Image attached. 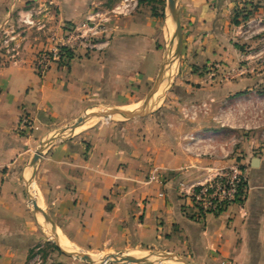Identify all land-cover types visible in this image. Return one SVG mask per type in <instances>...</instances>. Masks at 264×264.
I'll return each mask as SVG.
<instances>
[{"label": "crops", "instance_id": "obj_1", "mask_svg": "<svg viewBox=\"0 0 264 264\" xmlns=\"http://www.w3.org/2000/svg\"><path fill=\"white\" fill-rule=\"evenodd\" d=\"M118 2L0 0V27L32 3L49 17L45 35L32 38L14 61L0 52V264H26L40 239L25 182L41 141L82 116L89 101L128 108L141 93L139 83L154 79L165 18L141 3L128 17L101 23ZM250 8L264 18V0H178L169 43L177 34L188 86L176 82L172 99L153 114L100 124L43 152L34 197L73 253L136 252L143 258L158 252L187 264H264V65L244 67L241 78L221 84L218 72L204 71L208 65L232 69L240 61L233 21ZM90 15L107 27V48L75 54L65 68L38 76L34 53L52 39L48 34L58 39ZM252 58L249 53L246 65L253 66ZM190 135L198 139L192 146ZM234 165L246 172L241 198L217 214L200 212L180 191V184ZM63 258V264H77Z\"/></svg>", "mask_w": 264, "mask_h": 264}, {"label": "rangeland", "instance_id": "obj_2", "mask_svg": "<svg viewBox=\"0 0 264 264\" xmlns=\"http://www.w3.org/2000/svg\"><path fill=\"white\" fill-rule=\"evenodd\" d=\"M121 1V0H120ZM167 2L168 0H163V5L162 6H158L157 5V10L163 11L166 10L167 14ZM119 3V2H118ZM117 3V4H118ZM36 4H30L27 7H25L23 10H27L30 9L31 7H35ZM37 7V6H36ZM243 10V9H242ZM247 10V9H246ZM250 16L248 17V20L246 19L245 21H241V15L243 11H238L240 16L238 17L240 19V24L235 27L237 28L236 32L234 31V39L236 41V45L238 46V50L240 51V61L237 63V65L234 68H222V66H218V65H208L207 68L204 70L205 73H210V75L212 73L218 72V80L217 82L221 84V82H225V81H231V80H225V77L227 76L228 73H230L231 71H240L243 74V69L244 67L248 68H252L253 70L256 68H258V65H264V31L258 32L256 33V29H250L247 33L246 30V24H260L261 26L264 27V18H256L254 17L253 11L254 8H250ZM42 11V10H41ZM247 13V12H246ZM249 14V13H248ZM43 16V17H42ZM45 14H39L36 18V21L39 22L41 25H45L47 20H49V17L47 16V18L44 17ZM50 16V14H49ZM112 15H107L104 16L102 19H107L104 22V25L108 26V24H110L113 20V16ZM166 15L163 16V18L161 20H164ZM128 17V16H125ZM111 18V19H110ZM116 18H124L122 16L116 17ZM47 19V20H46ZM160 19V18H159ZM43 22V23H42ZM100 22V18L96 19L95 21H93V23L90 24V27H93V25L95 23H97L99 25V31L98 33L89 38V44L95 46V48L91 49L90 47L84 45V44H75V46L71 45V43L69 45H67L65 42L61 41V39H64L66 36H68L69 34H71V32L75 29V27H65L62 33V35L58 38V39H49V38H54L51 35L47 36V38L49 39V41L43 46L41 47L40 50H36L34 53V59L32 62V67L35 70L36 64L39 61L40 57L42 55H50V57H52V51L53 49H57V60H51V64L50 67L48 68V70L52 67H62L65 68L69 61L72 59V57L75 54H86L89 52H95V53H100L102 51H104L107 47V43L109 42V40L111 39V35L109 34V31H107V27H102L100 26V24L98 23ZM85 23V21L83 22ZM172 21L170 20L169 24H168V36H169V29L171 27ZM251 25V26H252ZM48 28H43L41 29H37L35 27L32 28H25V34L23 35V40L20 42L18 48L15 50V54L16 56L20 54V52L22 51V48L34 37H38L40 34L42 33H46ZM244 33V35H243ZM45 35V34H42ZM157 44H156V55H155V60H154V79H149L148 81H146V77H145V82H140V91L141 93L139 94H135L133 95L132 99L134 104H130L128 106V108H126L127 110L133 111L132 109H134V105L135 103H138L140 100H142L147 94L148 92L155 86L156 88V97H159L157 103L155 104L154 110L152 111L153 114L154 112H157L158 110H160L163 105L167 102H169L172 99V90L174 89V84H176V82L178 84H180L181 86H188V80L187 77H181V70H186V67L183 69H181V61H180V55H179V44H178V55H177V49H176V55H177V60L176 63L174 62V66H172V73L171 75H169L167 68H168V63H167V57H166V52H165V44H164V39H163V32L159 31L157 34ZM57 42H59L58 44H56ZM63 43V45H59ZM0 52H2L0 50ZM253 56V58L251 59V65L253 66H249L246 65L248 63V55ZM2 54V53H0ZM175 60V59H174ZM47 70V71H48ZM163 71V72H162ZM162 72V74H161ZM243 75L236 77V79L241 78ZM142 77V76H140ZM141 80V78L139 79ZM198 80V79H197ZM235 80V79H234ZM202 83H205V80H198ZM207 81L209 83H211V79L208 78ZM147 82V83H146ZM158 82L160 84H158ZM157 85V86H156ZM196 104H199L200 102H195ZM99 103L96 102H92L89 101L88 103H86L84 106L89 108L86 110V112L84 114L90 115V114H98L101 113L107 109H116V108H112V107H106V106H97ZM84 114L82 116H80L79 118H82L84 116ZM149 115V114H148ZM146 117V116H144ZM141 117V118H144ZM79 118L66 123L64 126L61 127H56L55 130H53V132H51L50 134H48V136H46L41 142H43L44 140L49 139L50 137H52L54 134L59 133L61 131H64L66 128L72 126ZM135 119V118H133ZM133 119H127V118H123V117H118V116H114L111 119H108L107 121L104 119H97V118H90L88 121L85 122L84 125L80 126L79 128H77L74 133H70L68 131L63 132L62 134H59L57 136V140L54 141L51 145H49L45 150H48L51 146H53L56 143L62 142V141H67L73 137L78 136L79 134H82L83 132L89 130L90 128H93L95 126H98L100 124H118V123H122V122H127L129 120H133ZM54 129V128H52ZM33 174H32V168L30 169L28 176L26 178V182H30V187L28 188L30 195L34 196V192H33V180H32ZM152 177V176H151ZM150 177V178H151ZM155 177V176H154ZM150 181V179H149ZM28 203V201H27ZM28 208L30 209V211L32 212V214H34L35 219H36V223L38 224V234H39V239L37 242H35L33 244V247L30 250L29 256H28V260L30 256L33 253V250L35 248H40L39 249V254L41 257V260L43 262V264H49L51 262V264H63L59 261L58 258L60 259H64L63 257H65L64 255H62L60 253L59 250H57V248L55 247V245L53 244V240L49 239V237L52 235L51 232H49V224L46 223V225H44L42 218L40 217V215L34 211L33 207L28 203ZM43 212H44V208L43 207H39ZM48 224V226H47ZM48 227V228H47ZM48 232V233H47ZM60 247V246H59ZM61 248V247H60ZM62 249V248H61ZM63 250V249H62ZM64 251V250H63ZM65 252V251H64ZM73 248L70 247V252L67 253H73ZM75 253H80V252H75ZM150 253L153 252H149L148 254H146L144 257L148 256ZM158 253V252H156ZM92 256L89 260V262L80 260V259H74L75 263L77 264H100V261H105V259H107L110 256H115V255H119V254H113V253H104V252H97V253H90L87 254ZM122 258H130V257H140L139 254H137L136 252H127L124 254L120 255ZM166 263V264H170L172 263V261L167 260V259H160V258H156V257H151L149 258L147 261H145L143 264H156V263ZM27 264V263H26ZM175 264H181V263H175Z\"/></svg>", "mask_w": 264, "mask_h": 264}, {"label": "built area", "instance_id": "obj_3", "mask_svg": "<svg viewBox=\"0 0 264 264\" xmlns=\"http://www.w3.org/2000/svg\"><path fill=\"white\" fill-rule=\"evenodd\" d=\"M138 6V0H121L112 8L110 14L113 17L129 16L138 9ZM39 14H42V11L37 7L19 10L16 12L12 23L0 27V50L7 56L9 61L15 60V50L23 40L25 28L35 27L41 30L44 28V25L36 21ZM96 19H98L97 15L88 16L85 23L75 27L71 34L61 39V41L65 42L67 45L71 43V45L75 46V44L78 43L84 44L91 49L95 48V46L89 44V38L95 36L99 31V25L97 23H95L93 27H90V24ZM251 25L252 24L249 23L246 24L247 33L250 29H256V33L264 31V27L260 24ZM58 43L59 42L56 44ZM59 45L62 46L63 43ZM51 60H57V49H53L52 57H50V55H42L40 57L35 67V72L38 76L41 77L47 72ZM241 75L242 73L240 71H231L227 74L225 80H234ZM26 121L27 120L24 118L22 124H25ZM186 140L188 145L192 146L198 139L197 136L190 135L186 137ZM150 181H156V178L152 176ZM245 182V170L238 165H234L224 171L207 172L204 178L194 183L188 185L180 184V191L190 197V201L200 212L204 214H217L227 205L241 198L242 191H240V188H242ZM162 196V194L159 195V197ZM39 249L40 248H35L33 250L27 264H43ZM49 264H51V262Z\"/></svg>", "mask_w": 264, "mask_h": 264}, {"label": "water", "instance_id": "obj_4", "mask_svg": "<svg viewBox=\"0 0 264 264\" xmlns=\"http://www.w3.org/2000/svg\"><path fill=\"white\" fill-rule=\"evenodd\" d=\"M177 2L178 0H168L167 2V14H165V24L163 29V39L165 44V52L166 57L170 60V63L168 64V71H171L172 66H174V59L171 54V48L169 43V36H168V24L170 20L175 24L177 27L178 25V13H177ZM159 97H156L153 104L146 110L143 111H130L127 109H107L101 113L98 114H84L82 118H79L72 126L66 128L64 131H61L59 133L54 134L52 137H50L47 140H44L41 142L35 151V154L30 162L29 167L32 168V174L34 175L36 164L41 159L44 150L51 145L54 141L57 140V136L59 134H62L63 132H70L74 133V131L79 128L80 126L84 125L86 121H88L90 118H97V119H104L108 120L111 119L114 116L123 117L127 119H133V118H141L144 116H147L148 114L152 113L154 110L155 104L157 103ZM257 162L256 159H253V164ZM33 180V177H32ZM30 187V182H25V196L28 201V203L33 207L34 211L37 212L40 217L43 220L44 225H46L47 218L45 216V213L39 208L37 201L34 196L30 195L28 188ZM53 244L57 248V250L60 251V253L66 257L74 258V259H80L86 262H89V259L92 257L90 255L84 254V253H67L64 252L56 243V241H53ZM151 257H156L160 259H167L172 261L173 263H181V264H187L183 259L179 258L178 256H174L167 253H150L148 256L144 258H132V259H125L122 258L120 255L110 256L105 261H100V264H143L145 261H147Z\"/></svg>", "mask_w": 264, "mask_h": 264}, {"label": "bare ground", "instance_id": "obj_5", "mask_svg": "<svg viewBox=\"0 0 264 264\" xmlns=\"http://www.w3.org/2000/svg\"><path fill=\"white\" fill-rule=\"evenodd\" d=\"M177 30V29H176ZM178 31V30H177ZM171 54L173 56V59L174 62L176 63V60H177V55H178V35L175 34L172 38H171ZM176 49H177V55H176ZM167 63L169 64L170 63V60L167 59ZM168 71V70H167ZM163 72V71H162ZM161 72V74H162ZM169 75H171L172 73V68H171V71H168ZM158 84H160L158 82ZM157 86V85H156ZM156 88L155 86L149 91V93L142 99L140 100L137 104L134 105V109H132L134 112L135 111H143V110H146L148 109L154 102L155 100V95H156ZM48 226V224H47ZM48 228V227H47ZM49 229L50 230H53L56 235H57V241H58V244L60 245V247L66 251V252H70V247L69 245L67 244V242L60 236V234L57 232V229H54L50 224H49ZM49 239H52L53 241H56L55 237L54 236H50ZM56 241V243H57ZM132 258H136V257H130V258H127V259H132ZM90 260V259H89ZM106 260V259H105ZM156 264H166V263H156ZM169 264V263H168ZM170 264H175V263H170Z\"/></svg>", "mask_w": 264, "mask_h": 264}, {"label": "trees", "instance_id": "obj_6", "mask_svg": "<svg viewBox=\"0 0 264 264\" xmlns=\"http://www.w3.org/2000/svg\"><path fill=\"white\" fill-rule=\"evenodd\" d=\"M138 3L141 4V3H147V5H152L151 6V13L153 16L157 17V18H160L162 19L164 14H163V11H158L157 10V5L159 6H162L163 5V0H138ZM240 16V14L238 13L233 21L234 25L235 26H238L240 24L239 21H237V18ZM250 16V14L246 13V12H242V15H241V21H245L246 19L248 20V17ZM243 187V186H242ZM240 191H242V188H240Z\"/></svg>", "mask_w": 264, "mask_h": 264}]
</instances>
